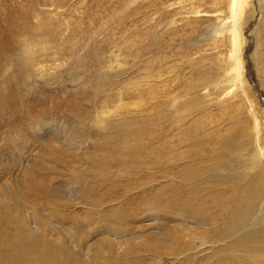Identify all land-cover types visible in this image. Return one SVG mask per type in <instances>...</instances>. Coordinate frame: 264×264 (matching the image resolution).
I'll return each instance as SVG.
<instances>
[{"label":"rangeland","instance_id":"obj_1","mask_svg":"<svg viewBox=\"0 0 264 264\" xmlns=\"http://www.w3.org/2000/svg\"><path fill=\"white\" fill-rule=\"evenodd\" d=\"M229 1L0 0V264H264V0L242 84Z\"/></svg>","mask_w":264,"mask_h":264},{"label":"bare ground","instance_id":"obj_2","mask_svg":"<svg viewBox=\"0 0 264 264\" xmlns=\"http://www.w3.org/2000/svg\"><path fill=\"white\" fill-rule=\"evenodd\" d=\"M228 3H229L228 4V11L230 12L231 17L233 19L232 20L233 23H232V27H231V32H232L231 46H232L233 53L231 55L230 64H232L234 62V64L236 65V68L234 71L235 72L234 78L237 81H239L240 84H242L243 83V81L241 80L242 62H241V57H240L241 53L239 51L240 47L238 46V44H239L238 36H240V32H239L240 29L238 28V26H239L240 18L244 12V9L247 6L248 0H230ZM177 4L180 6L181 2L179 1ZM221 27L223 28L224 26L221 25ZM217 37H223L221 32L217 35ZM259 155H260V157H263L262 155H264V150L260 149ZM186 201H188V200L186 199ZM183 203H185V202H183ZM187 203H189V202H187ZM190 203H192V202H190ZM190 203L189 204L185 203L184 205H186V207H187L188 205H192ZM198 206H199V208L195 205V207H197L198 210H201L202 207L203 208L205 207V204H204V206H202V205H198ZM186 207H183V208H186ZM191 212H193V211H191ZM190 214H192V213H190ZM263 222L264 221H262L260 223H254L253 228H249L248 230H244L242 233L239 234L240 237L255 236V237H259V238L264 239V227L260 226L261 223H263ZM241 239H243V238H241Z\"/></svg>","mask_w":264,"mask_h":264}]
</instances>
